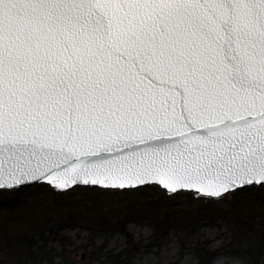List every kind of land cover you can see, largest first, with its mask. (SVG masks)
Listing matches in <instances>:
<instances>
[{
  "label": "snow or ice",
  "instance_id": "snow-or-ice-1",
  "mask_svg": "<svg viewBox=\"0 0 264 264\" xmlns=\"http://www.w3.org/2000/svg\"><path fill=\"white\" fill-rule=\"evenodd\" d=\"M40 180L264 187V0H0V187Z\"/></svg>",
  "mask_w": 264,
  "mask_h": 264
},
{
  "label": "trees",
  "instance_id": "trees-1",
  "mask_svg": "<svg viewBox=\"0 0 264 264\" xmlns=\"http://www.w3.org/2000/svg\"><path fill=\"white\" fill-rule=\"evenodd\" d=\"M157 188L154 185L128 190L141 192L151 189L157 191ZM30 189L42 190L41 192L46 193L50 197L49 200L55 201L54 207L58 211H62V214L58 217L49 215L53 209L48 212L44 209L38 214L36 206H32L27 212V217L24 218L22 216L24 213H20L25 211L27 206L20 199L28 197L31 194ZM90 189V191L97 190ZM230 196V199L225 197L223 199H208L192 194L187 204L193 203L206 215L210 207L209 204L215 203V215L223 218L232 232L228 242L230 247L228 252L241 257L244 264H264V187H243L241 191H233ZM62 198H65L64 193L44 184H35L14 190L0 189V215H4L3 223L6 225H0L3 238V242H0V264H72V254L77 246L68 235L59 234L53 229V226L48 225V222L56 218L61 219L59 222H73L75 219L86 220L97 231H102L103 237L99 243L96 244L90 238L83 244L85 248L89 249L90 262L131 264L135 246L141 244L134 242L124 224L125 219L114 218L116 215L111 212H100L95 203L89 206L92 209L90 214H84L81 209H71L72 206L67 205L62 201ZM161 205L152 200L147 201L141 207V219H138L137 216L130 218L138 222L143 219H151L158 225H167L170 220L167 213L159 216ZM54 207L52 205V208ZM93 210L98 212L93 214L95 212ZM172 220L186 223L185 220H180L179 216ZM114 232L125 238V246L118 250L107 248L108 238ZM154 244L158 243L149 240L142 246L144 250H148ZM192 248L197 264H210L211 260L220 253L218 249L208 247V239L196 242ZM168 264H177V262L171 261Z\"/></svg>",
  "mask_w": 264,
  "mask_h": 264
},
{
  "label": "rangeland",
  "instance_id": "rangeland-1",
  "mask_svg": "<svg viewBox=\"0 0 264 264\" xmlns=\"http://www.w3.org/2000/svg\"><path fill=\"white\" fill-rule=\"evenodd\" d=\"M90 188L97 190L90 191ZM157 189V191L146 189L137 192L128 189L74 187L62 192L65 194V198H62V201L72 206L71 209L73 210L81 209L84 214H90L92 209L89 206L95 203L100 212H111L116 215L114 218L125 219L124 224L132 235L134 242H140L141 244L140 246L135 244L136 249L131 264H168L171 261H176L177 264H197L192 247L196 242H202L206 239H208V247L210 249H218L220 251L211 260L210 264H244V260L241 257L228 252L230 249L228 242L232 232L228 223L220 216L215 215V203L209 204L208 213L206 212L208 216H206L199 208H196L198 206L193 205V203L187 204V201L191 198L190 195L195 194L194 192L179 190L175 193H169L159 187ZM29 191H31V194L28 197L20 199L27 206L26 210L20 213H24L22 215L24 218L27 217V212L32 206H36L38 214L44 209L47 212L53 209L49 213L51 216L58 217L62 214V211H58L54 207L56 205L55 201L49 200L50 197L46 193L41 192L42 190L35 191V189H30ZM224 197L226 199L231 198L228 194ZM207 198L212 199L210 197ZM150 200L162 204L159 216L161 217L167 213L170 218L167 225H158L151 219H143L138 222L130 218L137 216L138 219H141V207ZM52 205L55 209L52 208ZM93 211H95L93 214L98 212L96 210ZM3 216L0 215V225H5ZM176 216H179L180 220H185L186 223L173 221L172 218ZM59 221L61 219L56 218L47 224L53 226V229L59 234L68 235L74 241L77 247L72 254V264H96L95 261L90 262L89 249L85 248L83 244L89 241L90 238L96 244L99 243L103 237L102 231H97L90 222L82 219H75L73 222ZM149 240H153L158 244H154L148 250H144L142 245ZM0 242H3L1 227ZM124 246L125 238L123 235L114 232L108 238L107 248L118 250Z\"/></svg>",
  "mask_w": 264,
  "mask_h": 264
},
{
  "label": "water",
  "instance_id": "water-1",
  "mask_svg": "<svg viewBox=\"0 0 264 264\" xmlns=\"http://www.w3.org/2000/svg\"><path fill=\"white\" fill-rule=\"evenodd\" d=\"M150 183L153 184V185L158 186L159 188H161V189H163V190H165V191H167L169 193H175V192H177L179 190H185V191H192V192H194L196 196H207V197H210L212 199L220 198L218 196H212V195H209V194L200 193L198 190H195V189L180 188V189H177L176 191H169L165 186L160 185L157 182H150ZM35 184L48 185V186L54 188L55 190L61 191V192L67 191L69 189H72V188L76 187L75 185H73V186H71V188H63V189H61V188H57L55 185H51L50 182H48V181L40 180L39 182H37V181H25L23 183V185H13L11 187L4 186V187H0V189L14 190V189H18V188H22V187H26V186H30V185H35ZM81 187H98V188H102V189H114V190L115 189H121V188H104V187L98 186V185H96V186H81ZM140 187H145V186H143V185H137V186H135V188H140ZM126 189H134V188H126ZM230 191L233 192L235 190L233 189V190H230ZM223 195L226 196L227 194H223Z\"/></svg>",
  "mask_w": 264,
  "mask_h": 264
}]
</instances>
